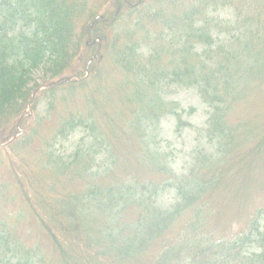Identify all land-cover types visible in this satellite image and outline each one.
Here are the masks:
<instances>
[{"label":"trees","instance_id":"1","mask_svg":"<svg viewBox=\"0 0 264 264\" xmlns=\"http://www.w3.org/2000/svg\"><path fill=\"white\" fill-rule=\"evenodd\" d=\"M172 89L208 109L181 173ZM263 90L264 0H0L2 188L36 235L0 218V264H264Z\"/></svg>","mask_w":264,"mask_h":264},{"label":"rangeland","instance_id":"2","mask_svg":"<svg viewBox=\"0 0 264 264\" xmlns=\"http://www.w3.org/2000/svg\"><path fill=\"white\" fill-rule=\"evenodd\" d=\"M228 15L229 13L227 12L219 13L220 18L226 19ZM33 81L39 84L47 83L49 80L47 77L44 76L42 71H37L33 74ZM173 91L174 89L171 90V92ZM259 98L260 101L259 99L257 101H253L255 104H249L250 107H244V110H248L251 115L256 112H259L262 109L261 106L264 105V90L260 93ZM169 100L178 102L180 106L183 107L185 110H188L190 108L193 109V112L190 116L184 115L185 121L189 122L192 127L185 129L180 136H178V133L174 132L173 119H165L160 124L162 129L161 147L166 152H170L173 159L175 158V163L173 167H175L178 173H181L180 170H182L184 163L189 160L188 153L192 149L195 139L198 137L202 128H205L204 124L206 120V112L208 111V109L200 102V100L191 90H177L175 93H173L171 97H169ZM77 140L78 137L73 136L70 143L72 144ZM66 145L67 144L65 142V144H63V147L66 148ZM10 180V170L8 169V166H6V164L4 163L0 165V181H2V183H0V218L7 219L12 222V224L18 230L19 235L23 239H31L33 236L36 235L34 234L33 228L30 224V218L25 214V211L22 209L23 206L22 203L19 201L20 199L15 198V196L13 195L15 190L14 187L9 184L8 188L11 186L9 190L2 188V186ZM262 180H264V176L255 179L256 183L250 192L251 196L256 193L255 188L261 184ZM259 196L260 193H258L256 200H258ZM10 199L13 200L10 201ZM214 207L218 208V205L212 206V208ZM251 207V201L246 204L241 203L240 205L241 210L247 208L250 211L252 209ZM18 213H20L22 218L16 219ZM22 213L24 216H22ZM211 216H219V213L214 210L211 213ZM222 220L225 221L227 220V218L223 216ZM211 224H213V226H215L216 228L217 235L215 236L220 235L222 230L221 227H223L225 223L219 224V221L217 219L215 222L211 220ZM213 226L210 227V230ZM40 237L43 238L41 235ZM39 241L42 242L41 240Z\"/></svg>","mask_w":264,"mask_h":264},{"label":"bare ground","instance_id":"3","mask_svg":"<svg viewBox=\"0 0 264 264\" xmlns=\"http://www.w3.org/2000/svg\"><path fill=\"white\" fill-rule=\"evenodd\" d=\"M173 93H175V92H173ZM173 93L170 94V95H168V96L166 97V100L170 101V100H169V97H171V96L173 95Z\"/></svg>","mask_w":264,"mask_h":264}]
</instances>
